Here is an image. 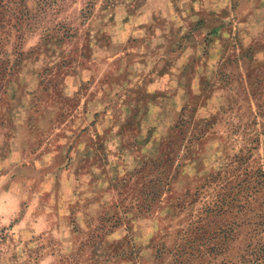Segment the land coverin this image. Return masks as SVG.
I'll use <instances>...</instances> for the list:
<instances>
[{
  "label": "clouds",
  "instance_id": "clouds-1",
  "mask_svg": "<svg viewBox=\"0 0 264 264\" xmlns=\"http://www.w3.org/2000/svg\"><path fill=\"white\" fill-rule=\"evenodd\" d=\"M0 264H264V0H0Z\"/></svg>",
  "mask_w": 264,
  "mask_h": 264
},
{
  "label": "rangeland",
  "instance_id": "rangeland-1",
  "mask_svg": "<svg viewBox=\"0 0 264 264\" xmlns=\"http://www.w3.org/2000/svg\"><path fill=\"white\" fill-rule=\"evenodd\" d=\"M253 79L260 80V78L259 77H256L255 74H253Z\"/></svg>",
  "mask_w": 264,
  "mask_h": 264
}]
</instances>
